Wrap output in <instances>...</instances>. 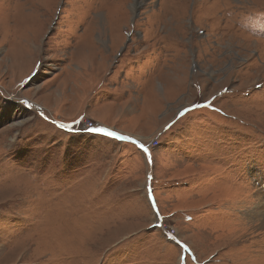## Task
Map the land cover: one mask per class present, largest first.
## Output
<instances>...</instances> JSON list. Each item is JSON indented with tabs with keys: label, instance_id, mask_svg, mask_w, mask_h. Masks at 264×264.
<instances>
[{
	"label": "rangeland",
	"instance_id": "1",
	"mask_svg": "<svg viewBox=\"0 0 264 264\" xmlns=\"http://www.w3.org/2000/svg\"><path fill=\"white\" fill-rule=\"evenodd\" d=\"M134 1L0 0V264H264V0Z\"/></svg>",
	"mask_w": 264,
	"mask_h": 264
},
{
	"label": "snow or ice",
	"instance_id": "2",
	"mask_svg": "<svg viewBox=\"0 0 264 264\" xmlns=\"http://www.w3.org/2000/svg\"><path fill=\"white\" fill-rule=\"evenodd\" d=\"M59 127L61 129H64V128H68V131L72 132L74 131L71 127L69 126H66V125H59ZM81 132H88V133H102L105 137H110V138H113V139H118V140H124V139H127V137H123V136H119L116 132H112V131H108L106 129H103V128H81L80 129ZM133 143H136L135 141H133ZM139 147L145 152L147 153L148 152V149L146 147H144V145L140 144ZM148 162L151 163V157L149 156L148 158ZM149 191H151L149 189Z\"/></svg>",
	"mask_w": 264,
	"mask_h": 264
},
{
	"label": "bare ground",
	"instance_id": "3",
	"mask_svg": "<svg viewBox=\"0 0 264 264\" xmlns=\"http://www.w3.org/2000/svg\"><path fill=\"white\" fill-rule=\"evenodd\" d=\"M132 5H134L135 6V8L132 10V12H135L138 8H139V6L141 5V2L139 1V0H135L134 2H133V4ZM118 12V11H117ZM88 128V127H87ZM90 128H99V127H90ZM259 216H260V214H259ZM262 221H263V224H264V216L262 217ZM262 224V225H263ZM264 226V225H263Z\"/></svg>",
	"mask_w": 264,
	"mask_h": 264
},
{
	"label": "built area",
	"instance_id": "4",
	"mask_svg": "<svg viewBox=\"0 0 264 264\" xmlns=\"http://www.w3.org/2000/svg\"><path fill=\"white\" fill-rule=\"evenodd\" d=\"M85 126V125H84ZM87 127H89V126H87Z\"/></svg>",
	"mask_w": 264,
	"mask_h": 264
}]
</instances>
